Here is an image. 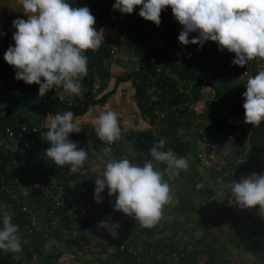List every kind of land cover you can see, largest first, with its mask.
Returning <instances> with one entry per match:
<instances>
[{"label": "trees", "instance_id": "1", "mask_svg": "<svg viewBox=\"0 0 264 264\" xmlns=\"http://www.w3.org/2000/svg\"><path fill=\"white\" fill-rule=\"evenodd\" d=\"M84 1L98 13L101 26L111 25L118 31L121 46L117 52H130L134 58L137 69L117 78L116 85L133 79L135 98L150 129L140 134L122 129V138L114 142L113 146L100 140L95 133L88 134L84 130L70 133L69 138L85 141L89 149L103 158V168L105 161L110 158H128L141 166L146 160L154 163L150 149L161 138L166 140L164 150L172 149L177 157H184L189 163L187 170H181L178 176L169 181L174 188L175 199L165 206V218L155 227L135 233L128 241L133 251L126 249L119 252V264H264V217L258 212L259 206L242 210L228 203L231 184L239 174L264 172V121L256 127L244 122L242 93L246 91V81L251 75L232 64L234 53L227 49L219 50V45L213 41L203 42L202 47L198 44L183 46L190 52L211 56L218 63L215 67L196 65L190 60L183 64V56L167 52L154 38L153 32H163L165 44L182 45L178 36L183 26L174 19L170 6L162 11L159 26L148 21L149 26L153 27L150 29L142 19L113 10L115 2L111 0ZM197 35L190 33L189 39ZM109 56L107 47L100 46L91 52L89 67H95L102 77L97 94L91 95L86 91L82 99L68 103L61 101L50 89L52 92L46 98L44 120L49 114L69 110L76 119L85 114L90 106L105 103L107 95H100L111 75L103 66L104 59ZM92 77L81 81L84 89L88 83L92 85ZM16 87L23 94H31L38 88L25 82H18ZM204 87L213 90V98H206L201 110H197L195 105L203 99ZM2 109H7L8 113L0 116V135H3L7 125L16 121L35 125L17 108L11 109L1 104L0 113ZM248 126H253L250 134L246 132ZM235 128L240 129L241 136L232 135ZM230 137L235 150L230 156L226 154L221 158L225 164L220 170L212 167L214 184H211L201 174L199 153L203 149L216 152L227 149L224 143L214 145L213 139L219 142ZM128 144L132 145V154ZM48 147L50 143L46 139L34 146L28 161L29 167L42 182L53 180L62 183L66 193H73L74 199L87 196L90 204L75 208L82 227L98 228V223L106 220L118 223L115 237L106 231L104 236L120 246L125 240L122 224L131 222L133 226L137 221H130L134 217L114 210L115 195L108 196L107 187L101 194L102 202H96L94 190L98 172L92 168L90 161H85L80 172L71 173L70 165L57 166L46 157L45 150ZM109 147L111 157L104 155V149ZM4 165L5 162L0 163V170H4ZM156 166L160 170L166 167L164 164ZM164 178H168L167 173ZM24 181L26 183V177ZM220 190L225 192L226 198L218 197L214 202L213 198L217 197ZM47 201L32 184L27 185L24 196L9 194L0 186V205L7 206V211L12 214V222L19 225L23 249L20 253L0 250V264H57L62 227L67 224V218H62L61 226L54 236L40 230L51 220ZM23 205L38 215V226L30 224L28 214L22 209ZM57 213L61 214L62 210ZM143 233L145 237H142ZM53 238L57 240L54 242Z\"/></svg>", "mask_w": 264, "mask_h": 264}, {"label": "clouds", "instance_id": "2", "mask_svg": "<svg viewBox=\"0 0 264 264\" xmlns=\"http://www.w3.org/2000/svg\"><path fill=\"white\" fill-rule=\"evenodd\" d=\"M27 19L16 18L12 26L15 45L4 52V60L16 69L15 78L26 84L39 85V96L50 89L61 87L73 95L84 91L81 81L88 73L87 50L96 51L104 41L103 28L97 31L96 20L88 7L73 6L68 0H21ZM141 6L139 16L159 26L162 11L170 6L174 19L183 26L178 36L182 45L213 41L219 50L234 53L232 63L244 67L249 61L264 59V0H115L113 10L132 14ZM190 33H198L189 39ZM43 78V79H42ZM244 122L259 126L264 121V70L246 81ZM72 111L56 113L50 118L46 141L50 147L46 157L57 166L70 165V172L83 169L89 153L78 148L70 133L81 132L79 120ZM96 135L111 145L122 138V128L116 112L106 110L94 120ZM161 138L150 149L152 160L143 165L128 158H110L95 177L94 199L102 202L101 194L107 187L108 196L115 195L114 210L134 217L144 228L155 227L164 219V208L175 199L169 181L187 170L188 160L177 157L172 149H165ZM111 157V148L104 149ZM165 173L168 178L165 179ZM229 205L240 209L258 207L264 217V174L253 173L233 181ZM0 250L23 251L19 225L12 222L6 205H0ZM98 228L107 229L115 237L118 223L101 221Z\"/></svg>", "mask_w": 264, "mask_h": 264}, {"label": "built area", "instance_id": "3", "mask_svg": "<svg viewBox=\"0 0 264 264\" xmlns=\"http://www.w3.org/2000/svg\"><path fill=\"white\" fill-rule=\"evenodd\" d=\"M69 1L70 0H68V2ZM111 2H115V0H111ZM140 7L141 6L135 7L132 16L135 17V19H142L150 29L153 28L149 26L147 20L139 16ZM15 31L16 29L12 26V23H7L0 27V95L10 88L17 89L16 84L18 82H24L15 78L16 69L4 60V52L10 45H15V41L13 40V33ZM153 36L167 52L183 56V64L188 60L196 65L205 67H215L218 64L211 56L190 52L186 46L165 44L162 41L163 32L161 31L153 32ZM101 47H107L111 56L117 53V49L109 45L106 41L101 44ZM91 52L94 51L87 50L85 52V55L88 57V73L85 78L90 79L91 76H93L92 85L88 83L86 89H83L84 93L89 91L91 95H95L101 85V79L96 68L89 67ZM239 68L244 70L246 74L253 76L260 70H264V59H253L244 67L239 66ZM85 78L83 80H85ZM30 86L39 87L37 84H31ZM52 90L61 101H67L68 103L80 100L84 95L83 93L82 98L70 100V93L66 92L62 87H56ZM52 90H49V94ZM1 104L0 100V105ZM7 113V109H2L0 116H4ZM47 127H43V125L38 126L36 123L35 125H31L16 121L12 125H7L4 128L3 135H0V163L5 162V165L4 170H0V186L9 194L24 196L27 193V185L32 184L36 190L48 200L47 203L50 207L49 214L51 215V220L45 227H40V230H44L45 234L54 236L55 231L61 226L62 218H67V224L62 227V243L59 246L60 255L57 259V264H119V252L126 249L133 251L132 247L128 245V242L124 240L120 246L118 245L119 247L116 244H112V248L108 251L102 245L104 233H102V236L97 232L109 231L104 228L95 227L86 229L83 228L79 222V215L75 212V208L89 205L90 199L85 195L74 199L73 193H66V187L62 183L53 180L42 182L37 178L36 173L29 167L28 161L30 159V153L39 141L46 139ZM80 127L82 129L81 131L84 130L88 134H96L94 124L81 125ZM252 129L253 126H248L246 132L250 134ZM113 145L114 143L109 146ZM199 158L202 165H209L216 170H220L225 164V161H223L220 155L214 150L209 151L203 149V151L199 153ZM24 177L27 178L26 183ZM72 202L74 206H72ZM22 209L28 214L30 224L32 226H38L40 222L38 215L34 213L32 209L30 210L27 205H23ZM59 210H62L61 214L57 213ZM54 238L53 240L55 242L57 239ZM135 254L137 256L140 255L138 253ZM174 256H176V253H174Z\"/></svg>", "mask_w": 264, "mask_h": 264}, {"label": "crops", "instance_id": "4", "mask_svg": "<svg viewBox=\"0 0 264 264\" xmlns=\"http://www.w3.org/2000/svg\"><path fill=\"white\" fill-rule=\"evenodd\" d=\"M79 2L85 3L84 0L69 1L70 4ZM89 9L92 10L91 7H89ZM91 13L95 16L96 23L94 27L96 30L100 31V29L103 28L104 41H106L112 47H115L117 50H120L121 38L118 31L111 25L101 26L99 24L98 14H94L93 12ZM18 17L27 19V16L23 13L21 0H0V27L6 25L7 23H12V21ZM119 52L118 55L121 60L126 61V59H129L128 61H131V55L129 53L125 52L120 55ZM118 55H110L103 61V66L107 68L111 74L107 86L100 95L102 96L106 94L107 100L105 103H98L96 105L90 106L88 111L85 114L78 116L76 120H79L81 125L94 124V120L101 112L112 110L117 113L120 126L123 130H126L128 133L133 132L135 134H140L141 132L150 128L148 124L146 125V121L143 119L141 110L135 98L136 89L134 87L133 79L121 81L116 85L118 75L121 73V69L124 70L123 67L125 66L122 65L118 59H115L118 58ZM135 67L137 66L135 65ZM125 74L127 75V73ZM99 77L102 80L101 75H99ZM208 95L211 96V93Z\"/></svg>", "mask_w": 264, "mask_h": 264}, {"label": "rangeland", "instance_id": "5", "mask_svg": "<svg viewBox=\"0 0 264 264\" xmlns=\"http://www.w3.org/2000/svg\"><path fill=\"white\" fill-rule=\"evenodd\" d=\"M99 1H102V0H99ZM72 5L73 6H77V7H85L86 6V7L89 8V6L86 5L84 2H81V3L79 2V3L72 4ZM91 12H93L94 14H98L93 9L91 10ZM162 41H163V39H162ZM119 53H120V55L122 54L121 52H119ZM116 54L118 55V52ZM129 54H130V52H129ZM132 58H133L132 55H131V59H130L131 61H128L129 59H126V61L121 60L119 58V55H118V58H115V59H118L119 62L122 63V65H125L126 66V67L125 66L123 67L124 70L121 69V73H119L118 78H120L123 75H126L125 73L128 74V73H130V72H132V71L135 70L136 63L134 61V58L133 59ZM256 59H259V58H256ZM204 89L205 90L202 91V98L203 99L200 100V102H198V104L195 105V107L197 108V110H201V108L203 107V104H204L206 98H208V97L209 98H213V95H212L213 94V90L210 89V87H204ZM153 92L154 91L151 90V93L153 94V98H155V95H154ZM83 93H84V91H83ZM210 93H211V96L208 95ZM82 94L81 95H73V94H70L69 99L70 100H74V99L82 98ZM22 95H23V93L20 92L19 90L15 89V88H10L8 91H5V92H3L0 95V100H1V103H2V105L4 107L11 108V109L12 108H15L16 102H19V104L21 105V107H23L24 109L25 108L26 109H32V108H35L37 106V100H29L26 97H22ZM216 108H218V109L220 108V106L217 103H216ZM52 116H53L52 114H49L46 117V119L44 121V125L45 124L49 125L50 118ZM145 123L147 125V122H145ZM241 134L242 133H241L240 129H237V128H235V131L232 133V135L238 136V137L241 136ZM72 141L73 142H79L78 143V148H84L86 151H88L89 158L87 160L91 162L92 168L95 171L98 172V171H100V170L103 169V163H102L103 162V158L100 155H98V153H96L93 149H89L87 147V143L85 141L75 140V139H73ZM219 143H224L225 144L224 147L227 148V149H225L223 151H220L219 150L217 152L220 155L221 158L223 156H225L226 154L230 156L233 153V151L235 150V147L231 145V143H232L231 137L230 138H226V141L220 140L219 142H218V140L216 141V140L213 139V144L214 145H217V144L219 145ZM127 147H128V150L131 153H133L132 145L131 144H128ZM200 170H201V174H202L203 178L206 181H208L209 183L214 184V171H213V168L211 166H209V165H202L201 168H200ZM253 173H256V174H264L263 171H261V172H253ZM253 173H247V172L245 173V172H243V173H241V174H239L237 176V178H236L235 181H239L241 178L246 177V176H249V175H251ZM218 179H220V177H218ZM170 186H171V188L173 190V193H175L173 186L171 184H170ZM218 197L219 198H222V199H225L226 198L225 192H223L221 190L218 191V195H217L216 198L215 197L213 198V201L216 202V200H218ZM164 216H165V213H164ZM133 220H135V219H131L130 221H133ZM122 229H124V231H125V241L128 242L135 233H137L138 231L141 232L142 230L144 231L145 228L142 227L140 225V223L137 221L136 223H134L133 226H132L131 222H129V223L124 222L122 224ZM97 233H99V234L102 235V233H104V232H97ZM145 236H146L145 233H143L142 237H145ZM102 240H104L102 242V245L109 251L110 248H112V244L113 243L110 240H107V238L105 236H103Z\"/></svg>", "mask_w": 264, "mask_h": 264}, {"label": "water", "instance_id": "6", "mask_svg": "<svg viewBox=\"0 0 264 264\" xmlns=\"http://www.w3.org/2000/svg\"><path fill=\"white\" fill-rule=\"evenodd\" d=\"M39 87L34 89L31 94H23L22 97H26L29 100H37V106L32 109H24L21 107L19 102H16L15 108L19 110V112L23 113L26 117L34 121L38 126L44 125V112H45V102L46 98L49 95V91L44 96H39ZM47 126V124H45Z\"/></svg>", "mask_w": 264, "mask_h": 264}]
</instances>
